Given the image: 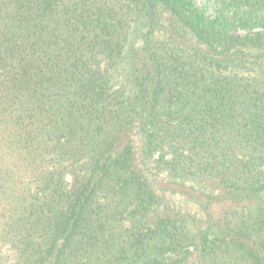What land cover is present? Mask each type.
Masks as SVG:
<instances>
[{
	"label": "trees",
	"instance_id": "16d2710c",
	"mask_svg": "<svg viewBox=\"0 0 264 264\" xmlns=\"http://www.w3.org/2000/svg\"><path fill=\"white\" fill-rule=\"evenodd\" d=\"M0 0V264H264V0Z\"/></svg>",
	"mask_w": 264,
	"mask_h": 264
},
{
	"label": "rangeland",
	"instance_id": "374dc122",
	"mask_svg": "<svg viewBox=\"0 0 264 264\" xmlns=\"http://www.w3.org/2000/svg\"><path fill=\"white\" fill-rule=\"evenodd\" d=\"M199 4L203 5L209 14L213 13L214 0H196Z\"/></svg>",
	"mask_w": 264,
	"mask_h": 264
}]
</instances>
